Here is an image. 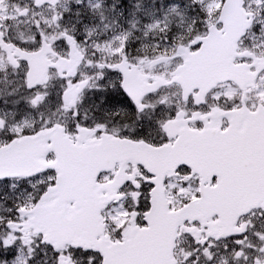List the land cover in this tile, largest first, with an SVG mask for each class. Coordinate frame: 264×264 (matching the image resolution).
Returning a JSON list of instances; mask_svg holds the SVG:
<instances>
[{"label": "snow or ice", "instance_id": "6c2138e0", "mask_svg": "<svg viewBox=\"0 0 264 264\" xmlns=\"http://www.w3.org/2000/svg\"><path fill=\"white\" fill-rule=\"evenodd\" d=\"M0 264H264V0H0Z\"/></svg>", "mask_w": 264, "mask_h": 264}, {"label": "water", "instance_id": "95a60500", "mask_svg": "<svg viewBox=\"0 0 264 264\" xmlns=\"http://www.w3.org/2000/svg\"><path fill=\"white\" fill-rule=\"evenodd\" d=\"M233 19H235V12H234V10H233Z\"/></svg>", "mask_w": 264, "mask_h": 264}]
</instances>
